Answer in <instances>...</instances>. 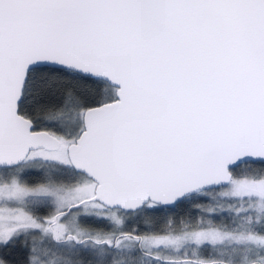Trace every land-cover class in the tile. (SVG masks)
<instances>
[{
	"label": "snow or ice",
	"instance_id": "1",
	"mask_svg": "<svg viewBox=\"0 0 264 264\" xmlns=\"http://www.w3.org/2000/svg\"><path fill=\"white\" fill-rule=\"evenodd\" d=\"M0 264H264V0H0Z\"/></svg>",
	"mask_w": 264,
	"mask_h": 264
}]
</instances>
